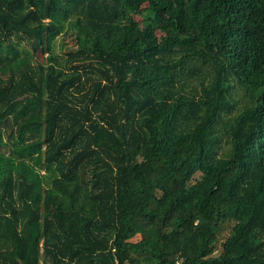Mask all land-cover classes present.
<instances>
[{
    "label": "trees",
    "instance_id": "1",
    "mask_svg": "<svg viewBox=\"0 0 264 264\" xmlns=\"http://www.w3.org/2000/svg\"><path fill=\"white\" fill-rule=\"evenodd\" d=\"M178 257L264 264V0H0V264Z\"/></svg>",
    "mask_w": 264,
    "mask_h": 264
},
{
    "label": "rangeland",
    "instance_id": "2",
    "mask_svg": "<svg viewBox=\"0 0 264 264\" xmlns=\"http://www.w3.org/2000/svg\"><path fill=\"white\" fill-rule=\"evenodd\" d=\"M62 31L65 28V23L62 24ZM20 47H22V45H19ZM74 47V39H73V35L71 34H64L63 36H59L56 39V51H58V53L63 54L64 52H66L67 50L73 49ZM46 56V54H42L41 52H32L30 51L28 48L25 49H21V53H20V61L23 62H28L30 64H35L37 61L44 59ZM183 81L187 84L190 85H195L196 82L195 80H193L191 77H187L185 76V78L183 79ZM231 226V222L230 221H225L222 225V228L220 230V232H218V240L216 242V247H215V251L214 254H217L220 250L221 247V243L222 241L226 238L229 229ZM138 236V235H137Z\"/></svg>",
    "mask_w": 264,
    "mask_h": 264
},
{
    "label": "built area",
    "instance_id": "3",
    "mask_svg": "<svg viewBox=\"0 0 264 264\" xmlns=\"http://www.w3.org/2000/svg\"><path fill=\"white\" fill-rule=\"evenodd\" d=\"M182 262V257H178L174 264H180Z\"/></svg>",
    "mask_w": 264,
    "mask_h": 264
}]
</instances>
